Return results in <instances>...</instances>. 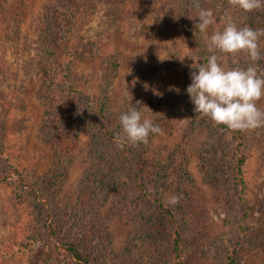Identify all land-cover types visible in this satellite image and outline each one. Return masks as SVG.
<instances>
[{"label":"rangeland","instance_id":"374dc122","mask_svg":"<svg viewBox=\"0 0 264 264\" xmlns=\"http://www.w3.org/2000/svg\"><path fill=\"white\" fill-rule=\"evenodd\" d=\"M197 3L214 12L207 36L195 27ZM72 5L87 12L75 38L62 22L75 12ZM229 19L264 29V7L245 12L233 0H0V173L11 165L35 183L34 190L0 185V264H74L51 248L53 239H65V226L86 240L94 264H172L170 232L153 198L175 212L184 236L180 264H225V252L234 249L233 264H264V126L243 130L240 192L228 142L186 106L192 65L212 54L226 70L253 63L247 52H209L207 37ZM258 44L255 63L264 76V36ZM62 56L67 83L53 86L48 75ZM133 106L162 134L147 143L123 141L119 116ZM256 106L264 110V96ZM96 107L129 146L146 198L123 177L124 165L91 116ZM172 196L178 203H169ZM48 215L56 221L52 237Z\"/></svg>","mask_w":264,"mask_h":264},{"label":"clouds","instance_id":"9594fccd","mask_svg":"<svg viewBox=\"0 0 264 264\" xmlns=\"http://www.w3.org/2000/svg\"><path fill=\"white\" fill-rule=\"evenodd\" d=\"M245 12L264 7V0H233ZM195 27L207 36L209 26L215 23L212 9L200 8L197 3ZM264 29L238 27L227 20L222 30H216L207 37L209 52L221 53L247 52L253 62L246 68L234 67L226 70L216 54L207 58L206 63L191 66V83L186 88L194 112L211 118L217 124L226 125L232 130H250L264 126V110L256 106V101L264 96V76L259 73L261 59L259 38ZM172 90L179 92L178 88ZM151 111V110H150ZM123 132V141L130 144L147 143L151 134H162L157 123L142 119L138 107H130L119 116ZM169 203H178V197L172 196Z\"/></svg>","mask_w":264,"mask_h":264},{"label":"trees","instance_id":"16d2710c","mask_svg":"<svg viewBox=\"0 0 264 264\" xmlns=\"http://www.w3.org/2000/svg\"><path fill=\"white\" fill-rule=\"evenodd\" d=\"M72 9L75 11V8ZM76 11L72 14L71 18L66 19L63 22L65 26V30L71 31V35L75 38L73 31L75 28H80L81 24H85L87 20V12L84 9H79L76 5ZM48 33L47 28H44V32ZM46 40L51 42L53 37L48 33L46 35ZM202 47L199 46V52H201ZM55 57H52L51 61L55 62ZM57 64L50 70L51 74V83L53 86L55 85H64L67 83L66 77L68 75V66L64 59V57L57 58ZM207 62V58L204 61ZM73 86V85H72ZM71 88L75 91V85ZM77 86V85H76ZM57 87V86H56ZM187 102V101H186ZM187 108L189 107L194 112V106L191 101L186 103ZM198 116H202L199 113ZM90 116V114H89ZM92 117L99 118L100 121V128L102 129V133L107 140L106 143L112 147V151L115 153L113 156H116L117 159L124 165V175L123 177L132 186L133 191L136 195L141 196L142 198L147 197V193L145 191V185L141 181L138 173L133 168V159L130 154L129 146L125 144V142L120 141L121 136L117 132L109 131L105 122V117L99 108H95L94 111L91 113ZM205 121L209 122L211 127H214L219 133H221L226 141L229 144V148L231 154L233 155V166H232V182L235 187L239 188L240 192H242L243 186V175H244V167L246 165V154L244 152L243 140H244V132L243 130H232L228 128L226 125L217 124L211 118H205ZM54 123V122H53ZM7 125V124H6ZM53 125V124H52ZM8 126V125H7ZM10 128L12 127L9 125ZM16 127H13L14 129ZM120 128V127H119ZM3 138V137H2ZM3 143L0 144V153L3 152ZM9 166V167H8ZM5 167L6 172L0 173V185L9 183L12 181L15 185H17L20 189L27 188L30 190H34L35 183L31 180H27L25 176L16 168L8 165ZM26 175V174H25ZM155 204L156 210L159 212L161 219L165 222L167 228L170 232V239H169V248L172 256V264H180L183 262L185 247H184V236L178 230L176 226V219H175V212L174 210L167 206L163 201L159 198H153L152 201ZM44 210H47L45 207ZM48 211V210H47ZM49 214V211H48ZM49 216V222L47 224V231L49 236L52 237L55 234L56 229V221L55 217L52 215ZM69 227L65 226L62 227L61 233L63 234L64 240L56 241L55 239L52 240L53 243L51 248L54 250L59 251L65 257L69 258L74 264H94L90 259L89 254L86 252V240L83 241L82 236L73 235L69 233ZM138 251L140 252V256H145V250L141 248V245H138ZM225 264H233L235 260V249L234 250H227L224 254Z\"/></svg>","mask_w":264,"mask_h":264}]
</instances>
